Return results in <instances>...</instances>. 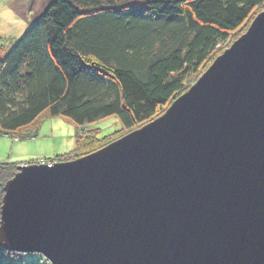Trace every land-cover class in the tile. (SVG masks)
<instances>
[{
	"label": "water",
	"instance_id": "1",
	"mask_svg": "<svg viewBox=\"0 0 264 264\" xmlns=\"http://www.w3.org/2000/svg\"><path fill=\"white\" fill-rule=\"evenodd\" d=\"M0 249L51 264H264V11L159 118L18 168Z\"/></svg>",
	"mask_w": 264,
	"mask_h": 264
},
{
	"label": "trees",
	"instance_id": "2",
	"mask_svg": "<svg viewBox=\"0 0 264 264\" xmlns=\"http://www.w3.org/2000/svg\"><path fill=\"white\" fill-rule=\"evenodd\" d=\"M262 9L264 0H52L0 60V133L33 138L43 117H61L80 132L58 163L96 153L117 135L81 129L116 117L123 138L156 120ZM16 172L0 165V216Z\"/></svg>",
	"mask_w": 264,
	"mask_h": 264
},
{
	"label": "rangeland",
	"instance_id": "3",
	"mask_svg": "<svg viewBox=\"0 0 264 264\" xmlns=\"http://www.w3.org/2000/svg\"><path fill=\"white\" fill-rule=\"evenodd\" d=\"M108 1L104 0V3ZM110 1L118 3L129 2L139 5L143 0ZM51 2L52 0H0V60L9 51L10 44L15 43L25 35L31 24L47 9ZM263 11L264 9L260 10L258 14ZM256 18L257 16H254L253 21ZM242 32L243 30L238 35ZM234 43L231 40L225 46L226 49L224 47L221 51H218L204 68L192 78L184 93L190 90L211 67L214 61L230 49ZM81 130H84L82 134H86L88 130H99L100 140L107 139L116 134V137L109 139L112 141L111 143L119 140V137L122 138L124 134L122 125L116 117L102 120ZM35 131V137L21 140H16L11 136L0 133V165L11 166L18 170L19 167L25 165L58 163L61 158L67 157L75 151L77 134L80 132L76 125L61 117H43L38 122ZM68 159H71V157L64 159V161ZM0 264L50 263L38 254L12 255L0 251Z\"/></svg>",
	"mask_w": 264,
	"mask_h": 264
}]
</instances>
